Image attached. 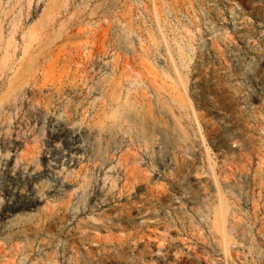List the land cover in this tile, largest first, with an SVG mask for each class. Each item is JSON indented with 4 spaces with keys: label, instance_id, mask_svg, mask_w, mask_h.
Instances as JSON below:
<instances>
[{
    "label": "rangeland",
    "instance_id": "rangeland-1",
    "mask_svg": "<svg viewBox=\"0 0 264 264\" xmlns=\"http://www.w3.org/2000/svg\"><path fill=\"white\" fill-rule=\"evenodd\" d=\"M0 264H264V0H0Z\"/></svg>",
    "mask_w": 264,
    "mask_h": 264
},
{
    "label": "bare ground",
    "instance_id": "bare-ground-1",
    "mask_svg": "<svg viewBox=\"0 0 264 264\" xmlns=\"http://www.w3.org/2000/svg\"><path fill=\"white\" fill-rule=\"evenodd\" d=\"M130 170H131V169H129V172H128V177L131 175V173H130ZM128 177H127V178H128Z\"/></svg>",
    "mask_w": 264,
    "mask_h": 264
},
{
    "label": "crops",
    "instance_id": "crops-1",
    "mask_svg": "<svg viewBox=\"0 0 264 264\" xmlns=\"http://www.w3.org/2000/svg\"><path fill=\"white\" fill-rule=\"evenodd\" d=\"M131 173V172H130ZM132 174V173H131Z\"/></svg>",
    "mask_w": 264,
    "mask_h": 264
}]
</instances>
